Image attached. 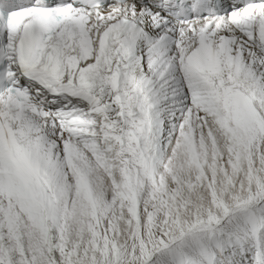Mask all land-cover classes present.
I'll return each instance as SVG.
<instances>
[{"label": "snow or ice", "instance_id": "1", "mask_svg": "<svg viewBox=\"0 0 264 264\" xmlns=\"http://www.w3.org/2000/svg\"><path fill=\"white\" fill-rule=\"evenodd\" d=\"M0 264H264V0H0Z\"/></svg>", "mask_w": 264, "mask_h": 264}]
</instances>
